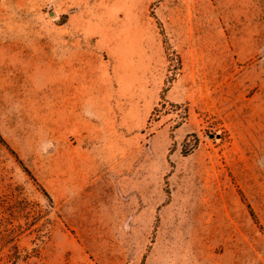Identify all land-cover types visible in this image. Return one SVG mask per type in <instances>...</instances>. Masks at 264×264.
Returning a JSON list of instances; mask_svg holds the SVG:
<instances>
[{"label": "rangeland", "instance_id": "374dc122", "mask_svg": "<svg viewBox=\"0 0 264 264\" xmlns=\"http://www.w3.org/2000/svg\"><path fill=\"white\" fill-rule=\"evenodd\" d=\"M0 264H264V0H0Z\"/></svg>", "mask_w": 264, "mask_h": 264}]
</instances>
